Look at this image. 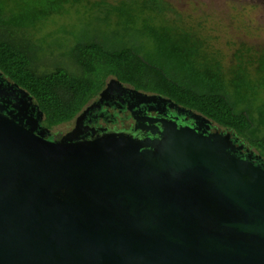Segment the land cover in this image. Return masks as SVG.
<instances>
[{"label":"water","instance_id":"obj_1","mask_svg":"<svg viewBox=\"0 0 264 264\" xmlns=\"http://www.w3.org/2000/svg\"><path fill=\"white\" fill-rule=\"evenodd\" d=\"M0 77L36 117L0 108V264H264V159L232 133L150 95L186 123L56 140Z\"/></svg>","mask_w":264,"mask_h":264},{"label":"trees","instance_id":"obj_2","mask_svg":"<svg viewBox=\"0 0 264 264\" xmlns=\"http://www.w3.org/2000/svg\"><path fill=\"white\" fill-rule=\"evenodd\" d=\"M72 1L82 0H0V73L34 98L44 128L52 132L75 122L116 79L206 117L264 159V101L259 97L264 92V51L256 61L241 53L237 64L225 70L194 32L167 22L157 27L151 19L145 32L155 45L152 51L139 43L86 35L67 54L71 65L53 66L43 58L35 27L65 13ZM135 4L122 2L105 14L124 18L129 27L139 16ZM142 5L144 13L158 16L170 7L163 0H142Z\"/></svg>","mask_w":264,"mask_h":264},{"label":"rangeland","instance_id":"obj_3","mask_svg":"<svg viewBox=\"0 0 264 264\" xmlns=\"http://www.w3.org/2000/svg\"><path fill=\"white\" fill-rule=\"evenodd\" d=\"M134 1H136L135 5L139 11V16L135 17L134 23L127 25L129 27H125L124 18L121 20L114 16L107 17L105 14L109 7L119 6L122 2L129 5ZM137 1H139V4ZM163 1L170 6L163 16H158L149 11L144 13L142 0H82L79 3L72 1L67 9L65 8V13L36 25V37L41 42L43 58L53 66L56 63L71 65L67 54L75 43L83 41V36L86 35L89 37L98 35L100 38L118 39L120 42L124 41L131 44L139 43L144 47V51H152L155 49V45L145 32V28L150 25V22L147 23V21L151 19L156 22L157 27L167 22L170 26L175 25V27H178V30L194 32L199 41L205 44L204 47L207 52L217 55L225 70H229L237 64V56L241 53H245V56L249 59L256 61L257 56L264 51V0ZM74 3L75 5H73ZM115 31L118 32L116 38L112 34ZM250 53L251 56L247 55ZM52 60H55V62ZM111 81L110 79L109 83ZM139 96L142 98L140 101L130 104L135 112L136 119L142 114L146 115L147 111L156 112L164 105L163 103V105L160 104L162 101L154 102L151 96ZM259 97L261 101H264V92ZM107 102L108 100H105L101 107H107ZM139 106L145 112L140 114L136 110V107ZM102 111L106 115H103L105 119L102 117L97 121L99 127L107 128L106 131L109 133H134L137 121L132 116L131 111L124 110L122 113H118L113 108L103 109ZM86 120V116H82L79 124L84 136L94 132L90 125H87L89 122H86ZM200 122L201 125L204 123L202 120ZM75 123L56 127L51 132L53 138L57 140L71 132L75 127ZM141 126L154 127L153 124H143ZM214 126L222 130L217 125L214 124ZM227 132L232 133L231 131ZM233 136L236 138L234 134ZM221 139L229 142L224 135ZM239 143L242 142L239 141ZM246 149L257 155L254 149L248 146H246Z\"/></svg>","mask_w":264,"mask_h":264},{"label":"bare ground","instance_id":"obj_4","mask_svg":"<svg viewBox=\"0 0 264 264\" xmlns=\"http://www.w3.org/2000/svg\"><path fill=\"white\" fill-rule=\"evenodd\" d=\"M0 78H2V77H0ZM133 92L137 93L135 91H132L129 88H126V86H121L117 83L112 82L110 84V86L107 88V90L105 91V93H104L103 97L100 99V101L97 102L92 107H90V109L86 113V115H85L86 119H87L86 122L91 123V121H97L100 119V117L102 115H106V114L100 112V110L102 109L101 106L103 105L105 100H108V103H110L112 105L121 106L122 103L127 98H130L132 96L137 97V95L134 94ZM137 94H139V93H137ZM106 95H107V97H105ZM140 95L147 96L144 94H140ZM112 97H113V99H111ZM151 98L154 101H162L164 106H167V104L169 105L168 102H166L165 100H163L161 98H157V97H153V96H151ZM31 107L32 106L30 105V103L27 101V99L23 96V94L19 90L14 88L8 82L2 81V79H0V108L1 109L9 110V113H11L13 117H18L19 119L26 121L27 119L36 118L35 113L32 111ZM164 110H165V108H164ZM144 118H146V119L140 123L154 124V122H155L154 119H147V117H144ZM200 121L201 120L199 119L198 122H200ZM140 123L138 122V126L140 125ZM79 124H80V120L78 121V129L76 130V133L78 134V136L83 137L84 134L82 133V130L80 129ZM206 125H207L206 123H203L202 128L206 129L208 127ZM215 135L217 136V138L219 140L222 141V139H221L222 136L217 135V134H215Z\"/></svg>","mask_w":264,"mask_h":264},{"label":"flooded vegetation","instance_id":"obj_5","mask_svg":"<svg viewBox=\"0 0 264 264\" xmlns=\"http://www.w3.org/2000/svg\"><path fill=\"white\" fill-rule=\"evenodd\" d=\"M0 79H2V81H5V82H7L5 79H3V77L2 78H0ZM109 84V83H108ZM108 86V85H107ZM107 88V87H106ZM134 93V92H133ZM134 94H136L137 95V97H130V98H127L123 103H122V105L121 106H117V105H112V104H110V103H108L107 102V107H103L102 108V110L104 109V110H106V109H108V108H113V109H115V110H117V112L118 113H122L124 110H129V111H131V114H132V116L134 117V119L136 120V116H135V112H134V110H132V108H131V106H130V104L131 103H135L136 101H140L142 98L139 96L140 94H137V93H134ZM111 99H113V97L111 98ZM100 101V100H99ZM99 101H97V100H95V101H93V103L92 104H90L78 117H77V119L75 120V126L78 124V119L83 115V116H85L86 115V113L88 112H85L88 108H90L91 106H93L94 104H96V102H99ZM154 102H157V101H154ZM161 105H163L162 104V102L160 103ZM164 108H165V110H164ZM169 108V105L167 104V106H162L160 109H157V111L155 112V111H147L146 112V115H143L142 114V116H139V118L136 120L137 121V124H138V122L140 123V122H143L146 118H144V117H147V119H156V118H161V116L158 114V113H165L166 115H167V118L170 120L172 117H174L175 115H176V117L178 116V121H177V123H178V126L180 127L181 125H183V124H185L186 122H185V119H186V117H189L186 113H182V114H180V115H178V113H177V111L178 110H174V111H172V110H167ZM100 111V112H104V111ZM136 110H138V112H140V114L141 113H143V112H145L144 110H143V108L142 107H136ZM9 113V110H4V114H8ZM148 115V116H147ZM102 117H104V119H105V116H101L100 118H102ZM99 118V117H98ZM98 121V120H97ZM97 121H91V123H88L87 125H90V127H91V129H94V130H96L97 131V135H102L104 132H102L103 131V129L104 130H106L107 128H101V127H99L98 125H97ZM143 124H148V123H140V125H143ZM187 124H189L188 122H187ZM75 128V127H74ZM105 132H107V131H105ZM118 133H125V132H118ZM126 134H131V135H133V136H135V137H141V136H143L144 134L143 133H141V132H126ZM148 135V134H147Z\"/></svg>","mask_w":264,"mask_h":264}]
</instances>
